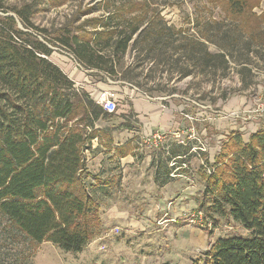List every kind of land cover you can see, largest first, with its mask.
<instances>
[{
  "label": "rangeland",
  "instance_id": "obj_1",
  "mask_svg": "<svg viewBox=\"0 0 264 264\" xmlns=\"http://www.w3.org/2000/svg\"><path fill=\"white\" fill-rule=\"evenodd\" d=\"M239 2L240 10L228 0H1L6 12L0 8V15L29 4L35 10L30 20L49 30L103 16L121 22L125 30L139 22L113 74L82 68L60 45L51 59L90 75L89 82L75 84L91 90L95 102H100L97 92L111 89L116 107L103 129L110 131L109 122L118 121L138 129L129 141L138 148V158H153L161 146H205L203 165L205 157L213 162L232 129H239L246 140L264 125V112L258 108L264 98V0ZM206 48L218 53L211 63L205 59ZM136 94L171 113L174 133L154 142L152 134L162 131L141 128L130 103ZM102 137L101 146L91 141L84 150L88 175L83 176L99 204L100 218L90 241L78 252L50 241L34 248L0 221V264H191L203 258L217 237L248 233L231 218L213 217L206 206H199L202 183L178 182L171 191H159L148 176L153 159L146 169L139 160L131 175L130 167L125 170L110 155L108 139ZM205 170L202 166L199 172ZM97 180L110 183L99 185ZM199 209L207 214L202 223Z\"/></svg>",
  "mask_w": 264,
  "mask_h": 264
},
{
  "label": "trees",
  "instance_id": "obj_2",
  "mask_svg": "<svg viewBox=\"0 0 264 264\" xmlns=\"http://www.w3.org/2000/svg\"><path fill=\"white\" fill-rule=\"evenodd\" d=\"M228 1L240 10L241 0ZM2 7L0 0L6 12ZM33 11L24 4L0 15V221L34 248L50 241L78 252L100 225L99 204L83 176L84 150L103 133L95 122L112 113L50 55L60 45L82 68L113 74L140 23L125 30L121 22L103 16L49 30L30 20ZM204 55L211 63L218 53L206 48ZM134 147L121 144L114 155L134 153ZM186 152L169 150L158 164L157 185L167 182L169 157L178 155L175 161L184 162ZM204 163L199 206L213 217L231 218L248 233L217 237L191 264H264V125L246 140L232 129L213 162L205 158Z\"/></svg>",
  "mask_w": 264,
  "mask_h": 264
},
{
  "label": "crops",
  "instance_id": "obj_3",
  "mask_svg": "<svg viewBox=\"0 0 264 264\" xmlns=\"http://www.w3.org/2000/svg\"><path fill=\"white\" fill-rule=\"evenodd\" d=\"M51 56L52 54L50 55V58ZM61 67H63L62 70L75 83L76 82H89L90 75L85 74L84 72L76 68L75 66H72V64L66 63L64 66H61ZM87 91L89 92L90 95L92 94L90 92L91 90L87 89ZM105 91H107L109 95L112 96V91L110 88H106ZM130 103H131V107L134 109V112L137 116L139 123H141V128L148 126V128L154 131L161 130L162 131L161 133L163 134H166L168 132L174 133L173 127L175 126L176 122L172 119L171 113H168L166 110L162 111L161 108L158 107V104H155L154 102H151L148 99H145L142 95H139V94H136L135 97L131 98ZM130 114H133L132 110ZM111 116L106 119H110ZM122 118H127V115H124ZM106 119L100 118L95 122V126L97 128L102 129L103 133L100 136V140L96 138L92 139V142H93L92 146H96V145L101 146L102 144L100 143V141L103 138L102 136H105L106 139H108L107 149L110 151V155L112 154V156L117 158L120 166L125 168V170L128 167H130L131 171H133L131 172V175H133L134 172L137 171L138 166H140V164H138L139 160H141V162L143 163V165L141 166H143L146 169L150 165L151 159H153L152 168L151 170H149L148 176L155 185L156 184L155 176L157 174V168H158V172H161V169H162L160 168L161 166H158V164L163 161L165 156L168 154L169 150L173 148H177L179 150L186 149L187 152L184 155L185 156L184 162L175 161V158H177L178 155L169 157L167 162H168V165L171 166V169H170V172L168 173L167 182L164 183L163 185H159V186L157 185L156 187L159 188L157 190L163 192L164 190H167L169 188V191H171L172 190V187H170L171 184L178 183V182L186 183V182H196L197 181V182H200V184L202 183V180H200L201 175H200L199 170H202V166L205 167V164L201 165L202 164L201 155L202 153L205 154V152H202V151H206L205 146H161V147L156 148V155L153 158L152 156L147 155V154H143L142 156H139L138 158L137 154L135 153V149L137 150L138 148H135L133 146L134 153L132 152L125 156L118 157L114 155V147L131 141L134 138V134H137L139 131L138 129L133 128L127 122L118 121V122H109L110 124L108 125H109L110 131L107 132L108 130L107 128L103 129V126L106 125L104 123V120ZM104 131H106V133H104ZM94 140H97V142H94ZM158 141H161V139L154 140V142H158ZM162 192H160L159 194L162 195ZM174 230L176 232V229ZM189 232L191 231L189 230Z\"/></svg>",
  "mask_w": 264,
  "mask_h": 264
},
{
  "label": "built area",
  "instance_id": "obj_4",
  "mask_svg": "<svg viewBox=\"0 0 264 264\" xmlns=\"http://www.w3.org/2000/svg\"><path fill=\"white\" fill-rule=\"evenodd\" d=\"M79 65V63H77ZM81 66V65H79ZM97 101H100V103L102 104L103 108L107 111V112H112L115 110L116 107V102L115 99L109 95V93L107 91H102V92H97L95 95ZM258 108L264 112V98L261 100L260 104L258 105ZM175 135H178V133H175ZM152 136L154 137V140H160L163 138V133H159L154 132L152 134ZM197 217H198V222L202 223L204 214L202 210H198L197 212Z\"/></svg>",
  "mask_w": 264,
  "mask_h": 264
}]
</instances>
